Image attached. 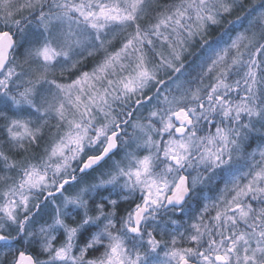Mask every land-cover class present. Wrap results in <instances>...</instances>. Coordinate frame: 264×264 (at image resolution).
Instances as JSON below:
<instances>
[{"label": "snow or ice", "instance_id": "obj_1", "mask_svg": "<svg viewBox=\"0 0 264 264\" xmlns=\"http://www.w3.org/2000/svg\"><path fill=\"white\" fill-rule=\"evenodd\" d=\"M0 264H264V0H0Z\"/></svg>", "mask_w": 264, "mask_h": 264}, {"label": "clouds", "instance_id": "obj_2", "mask_svg": "<svg viewBox=\"0 0 264 264\" xmlns=\"http://www.w3.org/2000/svg\"><path fill=\"white\" fill-rule=\"evenodd\" d=\"M220 36V33L218 32L216 35H213L210 33L208 37L206 38L208 40L207 45L203 44H193L192 47L187 51L186 56L187 60L186 63L189 65L188 68L185 69L184 75L187 76L191 72V65L194 62H197L202 56L204 55H211L210 48L213 43L218 39ZM175 76V74H174ZM131 128L128 129L129 134H131ZM124 146L122 145V148ZM122 155V153H121ZM118 158V157H117ZM227 163V161H226ZM203 171V170H201ZM79 176L80 174L77 173ZM205 176L209 177L204 181L202 185H198L194 188H191L189 191V195L187 197V201L184 205V220L186 221L188 216L194 212L197 208L198 203L203 202L205 199L210 198L212 194L216 191L217 184L221 181V175L219 172H217L215 175H211L209 173H204ZM96 179H99V174H96ZM89 180L92 179V177L88 178ZM222 186V185H221ZM119 189H117L118 191ZM68 193H65L67 195ZM133 197H138L139 193L136 192L132 194ZM59 202V201H57ZM131 203V200L125 201L123 204V209H126L128 204ZM54 206V205H53ZM122 209V211H123ZM180 215V211L177 210L173 212L169 208H164L160 210L159 216L157 218V222L160 224L161 227L164 226V224L170 219L175 216ZM159 230V229H157Z\"/></svg>", "mask_w": 264, "mask_h": 264}, {"label": "trees", "instance_id": "obj_3", "mask_svg": "<svg viewBox=\"0 0 264 264\" xmlns=\"http://www.w3.org/2000/svg\"><path fill=\"white\" fill-rule=\"evenodd\" d=\"M211 33H212L213 35H216V34L218 33V31L213 30Z\"/></svg>", "mask_w": 264, "mask_h": 264}]
</instances>
